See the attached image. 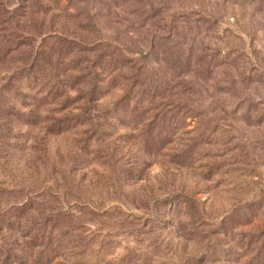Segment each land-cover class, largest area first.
<instances>
[{
    "label": "rangeland",
    "instance_id": "1",
    "mask_svg": "<svg viewBox=\"0 0 264 264\" xmlns=\"http://www.w3.org/2000/svg\"><path fill=\"white\" fill-rule=\"evenodd\" d=\"M0 264H264V0H0Z\"/></svg>",
    "mask_w": 264,
    "mask_h": 264
},
{
    "label": "trees",
    "instance_id": "2",
    "mask_svg": "<svg viewBox=\"0 0 264 264\" xmlns=\"http://www.w3.org/2000/svg\"><path fill=\"white\" fill-rule=\"evenodd\" d=\"M49 236V235H48ZM41 238V240H44L45 239V237H47V233L46 232H44V234H42V236H40ZM42 246V244H41V242L39 243V244H33L32 245V247H33V249H36L37 247H41Z\"/></svg>",
    "mask_w": 264,
    "mask_h": 264
}]
</instances>
